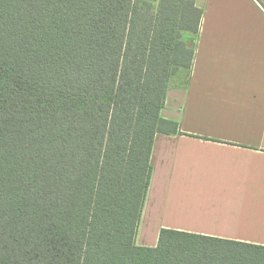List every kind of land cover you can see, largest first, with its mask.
I'll return each instance as SVG.
<instances>
[{"label":"trees","instance_id":"trees-1","mask_svg":"<svg viewBox=\"0 0 264 264\" xmlns=\"http://www.w3.org/2000/svg\"><path fill=\"white\" fill-rule=\"evenodd\" d=\"M201 17L195 0H0V264H264V245L175 229L136 243Z\"/></svg>","mask_w":264,"mask_h":264},{"label":"crops","instance_id":"crops-1","mask_svg":"<svg viewBox=\"0 0 264 264\" xmlns=\"http://www.w3.org/2000/svg\"><path fill=\"white\" fill-rule=\"evenodd\" d=\"M195 2L189 77L169 81L160 113L179 133L154 137L136 243L155 246L167 228L264 245V7Z\"/></svg>","mask_w":264,"mask_h":264},{"label":"rangeland","instance_id":"rangeland-1","mask_svg":"<svg viewBox=\"0 0 264 264\" xmlns=\"http://www.w3.org/2000/svg\"><path fill=\"white\" fill-rule=\"evenodd\" d=\"M190 44H192V42L190 41ZM189 77V72L186 71H182L180 74L177 73L174 76H172L170 78V80H172V82L174 83H181L184 84L185 80H187V78ZM140 229H139V234H140Z\"/></svg>","mask_w":264,"mask_h":264}]
</instances>
